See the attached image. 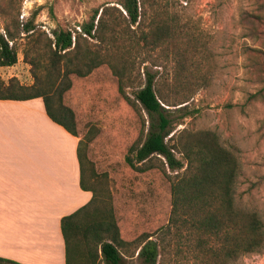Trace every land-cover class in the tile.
<instances>
[{
    "label": "trees",
    "instance_id": "trees-1",
    "mask_svg": "<svg viewBox=\"0 0 264 264\" xmlns=\"http://www.w3.org/2000/svg\"><path fill=\"white\" fill-rule=\"evenodd\" d=\"M117 4L121 9L105 6L94 11L80 31L58 28L52 31V38L37 27L35 18L21 22L19 14L7 20L4 33H0V67L17 64L16 43L25 39L29 44L25 60L35 52L28 62L38 83L27 88L14 79L10 84L0 80V100L43 98L49 117L78 137L75 113L63 103L64 94L72 88L71 76L86 78L107 65L118 79L119 93L142 121L140 136L125 157L127 165L139 173L159 170L171 183L172 210L168 225L161 230V240L145 233L135 241H125L112 196L88 186L84 179L80 140L81 186L92 191L94 199L62 220L67 264H124L126 257L136 254L141 264H158L172 249L176 256L188 252L191 260L200 264H231L262 252L264 221L236 200L241 172L236 153L225 147L214 131L185 128L175 132L172 108L187 109L196 93L194 79L201 86L210 85L209 73L197 78L188 74L193 31L188 23L182 24L175 0H118ZM185 39L189 42L185 41L183 50L180 44ZM158 49L177 61L168 87L159 84L150 70L149 65L158 66L153 59ZM41 69L44 76L39 78L36 71ZM129 90H133L132 97ZM167 90L184 98L174 101ZM263 93L264 88L258 96ZM0 264L19 263L0 258Z\"/></svg>",
    "mask_w": 264,
    "mask_h": 264
},
{
    "label": "rangeland",
    "instance_id": "rangeland-1",
    "mask_svg": "<svg viewBox=\"0 0 264 264\" xmlns=\"http://www.w3.org/2000/svg\"><path fill=\"white\" fill-rule=\"evenodd\" d=\"M117 2L0 0V33H4L7 20L18 14L21 22L35 18L37 27L51 38L58 28L80 31L97 9H121ZM175 10L182 24L188 23L193 31L188 74L195 78L210 74L207 87L194 79L192 89L196 93L186 110L172 108L175 132L185 128L216 132L241 163L237 203L257 212L264 221V95L258 96L264 88V0H175ZM185 41L180 44L183 50ZM16 46L18 62L13 67H0V80L10 84L14 79L21 86L35 87L37 79L28 62L35 52L25 60L27 40L19 39ZM166 53L156 50L153 59L158 66H149L159 84L168 87L176 74L177 61ZM43 64L45 67L46 62ZM36 72L39 78L44 76L43 69ZM71 80L72 88L64 94L63 103L75 113L87 185L112 196L122 238L132 242L149 233L154 234L153 240H161V230L168 225L172 210L171 183L159 170L139 173L125 161L129 148L140 136L141 118L119 93L118 79L107 65L86 78L72 75ZM128 92L132 97L133 90ZM167 92L174 101L184 98ZM144 116L148 120L146 113ZM98 201L100 198L95 206ZM176 253L172 249L160 257L158 264H200L191 260L188 252L179 256ZM141 262L136 254L126 258L124 264ZM231 264H264V250Z\"/></svg>",
    "mask_w": 264,
    "mask_h": 264
},
{
    "label": "crops",
    "instance_id": "crops-1",
    "mask_svg": "<svg viewBox=\"0 0 264 264\" xmlns=\"http://www.w3.org/2000/svg\"><path fill=\"white\" fill-rule=\"evenodd\" d=\"M78 147L43 98L0 100V258L67 264L62 220L94 199L81 186Z\"/></svg>",
    "mask_w": 264,
    "mask_h": 264
}]
</instances>
